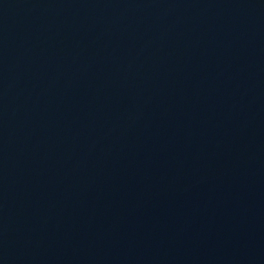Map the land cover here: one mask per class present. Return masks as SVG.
I'll use <instances>...</instances> for the list:
<instances>
[{"label":"water","instance_id":"95a60500","mask_svg":"<svg viewBox=\"0 0 264 264\" xmlns=\"http://www.w3.org/2000/svg\"><path fill=\"white\" fill-rule=\"evenodd\" d=\"M0 264H264V0H0Z\"/></svg>","mask_w":264,"mask_h":264}]
</instances>
